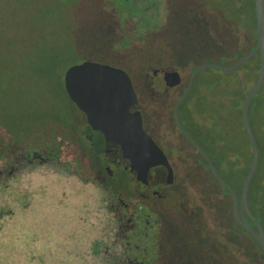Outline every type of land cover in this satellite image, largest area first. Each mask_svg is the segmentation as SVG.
<instances>
[{
	"label": "rangeland",
	"instance_id": "1",
	"mask_svg": "<svg viewBox=\"0 0 264 264\" xmlns=\"http://www.w3.org/2000/svg\"><path fill=\"white\" fill-rule=\"evenodd\" d=\"M219 1L218 6L221 9L226 10L231 6L228 4V8H224L223 0ZM233 1L234 7L229 10L231 13L224 12V10L220 12L217 9L214 13L209 11L205 16L202 15L201 18L209 24L208 39H204V43L199 44L203 47L196 46L199 47L196 48L193 45L196 43V39L191 27L176 31L177 36L173 37L174 42H181V44H184L183 40L187 42L182 58H190L193 63L184 69L168 70L177 71L181 77V83L165 88V92H161L165 89L158 90L153 86L151 78L154 69L146 70L144 68L149 62L148 59L130 58L128 64H125L123 68L114 61L103 59L105 56L98 53L102 52L104 47L108 48L109 43L103 47H100L101 44L96 46L101 49L92 48L90 51L92 59L85 58L83 61L99 62L126 71L131 77L136 94L139 99L141 98L143 105L148 104L151 98L156 100L158 106H162L164 103L170 104L179 97V92L184 89L187 75L195 68L205 63H219L227 66L236 57L247 54L246 52L257 41L251 0ZM128 3L129 1L124 4L128 5ZM160 3L154 0L144 3L145 6H148L145 10L146 14L154 13L155 15L154 26H158L159 23ZM168 4L164 2L165 12ZM92 5L93 7L97 5L96 0L93 2L92 0H0V23L3 22L0 24V57L4 64V66L0 64V82L3 84L0 85L2 104L9 103L15 111L22 110L25 105L22 98H25L26 95L28 98L27 108L35 110L36 113L53 105L52 88L55 84L45 83L37 74L30 71V66L33 62H39L44 55L51 58V53L61 52L56 60L54 79L55 81L63 80L65 71L74 63L81 62L76 56H72L73 46L76 48L75 46L79 43H97V40L93 38L95 21L91 12L93 10L90 9ZM235 7L239 9L237 10ZM108 10H110L109 7ZM118 11L119 15L116 14L115 17L116 21L120 23L122 19L133 15L131 11L128 12L126 7L118 8ZM136 15H138L137 18H130L134 24L138 25L135 29L131 28L126 31L125 24L121 23L118 31L123 40L117 38L116 42L113 41L114 49H121L126 45L128 38L140 37L147 30L146 22L141 17L143 16L142 12ZM229 21L232 22L231 28L228 27ZM177 23L180 25H177L178 28H182L183 22L180 19ZM217 23L219 25L213 28ZM122 31L123 34H121ZM161 39L158 38L157 44L161 43ZM100 40L102 41V35L98 42H101ZM220 44L225 47V50L218 46L213 47ZM174 45H178V43ZM180 49L183 50V47L179 45L175 47L177 51ZM192 51H197V53L191 57ZM256 54L242 63L241 67L228 72L231 74H226V76L232 75L235 80L238 79L240 100L245 98L255 84L254 72L246 71V68L259 65V57ZM67 65L69 66L67 67ZM224 77V72L221 70L208 68L198 73L196 83L203 84L202 92L203 90L207 91V94L210 95L208 92L215 89L209 85L210 81ZM144 109L147 110L145 106ZM249 114L253 131L261 142L264 140V82L250 103ZM229 129L233 146L236 150L240 149L243 156L246 157L248 148L246 138L235 119L232 123L230 122ZM176 136L180 141V150L174 155L175 160H173L177 180L171 186L173 188L167 191V194L173 191L172 198L175 201L169 198L153 202L166 213L165 223L169 228L174 226L175 217L179 219L182 212L195 214V207L201 204L203 192L211 184V178L203 160L188 146L185 140L181 139L179 135ZM209 142L206 140L208 145L206 148L211 152ZM178 155H180L179 158H177ZM220 170L223 171L222 168ZM234 176L236 179L240 176L238 170L234 172ZM12 197L11 204L0 203V264H48L50 261L48 257H44V253L62 246L59 239L61 226H59L58 220L50 217L43 205L38 204L37 201V203L33 201L29 204L20 192L13 194ZM176 200L178 201L177 205Z\"/></svg>",
	"mask_w": 264,
	"mask_h": 264
},
{
	"label": "trees",
	"instance_id": "2",
	"mask_svg": "<svg viewBox=\"0 0 264 264\" xmlns=\"http://www.w3.org/2000/svg\"><path fill=\"white\" fill-rule=\"evenodd\" d=\"M127 1H129L128 5L124 4ZM150 1L151 0H96L97 5L94 7L92 5L90 9L93 10L91 12L92 15H94L93 18L95 21L93 38L97 40V43H79L75 46L76 48L73 46L71 52L72 56H76L81 62H83L85 58L91 60L90 51L92 48L100 46V44L102 45L100 47H103V45L109 43L110 46H108V48L104 47L108 51L104 49L98 54H102L106 57L103 59H109L120 64L122 66L121 68H123L125 64H128L130 58L148 59L149 62L144 67L146 70L158 69L168 71L177 68L184 69L190 66V64L193 63L190 58H182L186 50L187 42L184 40V44H181V42H174L173 37L177 36L175 34L176 31L191 27L196 39V43L193 45L195 47H203L199 44L204 43V39H208L209 24L201 18L203 17L202 13L194 10L206 7L211 9L212 13H214L216 9L223 12L224 9L218 6L220 1L190 0L187 5L188 2H186V0H171L168 4L169 11H159L160 17L158 18V26H154L153 24V18L155 17L154 13L150 15L145 12L148 6H145L144 3H150ZM228 4L231 5L229 8ZM107 6L110 10H108ZM121 7H126L128 12L131 11V13H133L132 16H127V19L121 20V23L125 24L126 31L138 27L130 18H137L138 15L136 14L141 12L143 15L141 17L146 22L145 27L147 30L143 32V35L140 37H136L135 39L128 38L126 45L121 49H114L112 44L113 41L116 42L117 38L123 40L122 35H120L118 31L121 23L116 21L115 17L116 14L119 15L118 8ZM223 7L228 8L224 10V12H229V10L234 7V1L223 0ZM251 7L253 9V15L255 16L254 0H251ZM235 8L237 10L239 9L237 7ZM188 9H191L190 13L193 14L189 16V22H187ZM179 19L183 22L182 28H178L177 26L179 25L177 23ZM254 20L256 27V19ZM231 24L232 22L229 21L228 27H230ZM110 25H113V27H110ZM218 25L219 23L215 24V26L213 25V28H216ZM121 34H123V31ZM101 35L102 41L100 40L101 42H98ZM158 38H162L160 44H157ZM175 43L183 47V50H175V47L178 46L174 45ZM254 45L246 53H249ZM216 46L225 50V47L221 44L213 47ZM100 47L96 48L101 49ZM158 53H160V55H158ZM196 53L197 51H192L190 56L192 57ZM60 54L61 52L51 53V58L44 55L39 62H33L30 66V71L37 74L45 83L55 84L52 88L54 97L52 100V102L54 101L53 105L47 106L46 109H42L36 113L35 110L27 108L28 98L26 95L25 98H22L25 101V105L22 110L20 109L18 111H15L13 106L9 103L2 104L0 101V156L8 149L12 142L22 138L23 133L28 132L35 124L52 119L61 120V116L65 112L71 110L69 107L73 103L65 91L64 81L58 79L55 81L54 79V75H56L55 66H57L56 60ZM256 55L259 57V65L246 68V71L249 70L254 72L255 82L260 66V52L258 51ZM239 57L233 59L227 66L233 65ZM1 60L2 58L0 57V64L4 66ZM68 66L69 65H67V67ZM239 67H241V65L237 68ZM28 73H30L29 70ZM190 74L191 73L186 77L184 89L187 86ZM226 74L228 75L231 73L224 72L225 77L223 79L210 81L209 85L215 89L209 91L208 93L210 95H208L207 91L205 92L203 90L202 92L203 84L196 83L197 73L194 77L191 91L179 107V115L181 121L185 120L188 123V126L185 125L188 131L210 156L214 166L223 179L232 186L240 196L242 183L248 172L253 153L242 122L241 107L244 97L240 100V84L238 79L235 80L232 78V75L226 76ZM0 85H3L2 82H0ZM184 89L179 92V96ZM176 101L177 99L173 100L171 105L173 106ZM151 102L150 100L148 104ZM203 117L204 119H202ZM234 119L238 122L239 129L242 130L246 138V145L248 146L246 157L243 156V152L240 149L236 150L232 144L230 136L231 130L229 127L230 122L232 123ZM171 122L176 126L173 118H171ZM184 139L189 147L192 148L205 163L207 172L211 178V184L208 185L203 192L201 204L194 209L195 214L182 212L179 219L174 216L176 221L173 223L174 226L172 228H169L165 223L166 213L158 210V216L162 221L159 240L164 250L169 251L175 249L182 255L183 260H190L194 264H264L263 250L259 247L254 238L236 222L233 216L232 200L229 191L211 173L203 156L185 137ZM255 139L258 144L260 155L258 166L248 191V206L251 213L260 221L264 229V140L259 142L256 135ZM206 140H208V142L210 141L211 152L206 148V146H208ZM220 168H222L223 171H221ZM236 170L240 173L237 179L234 176ZM171 200L175 201L174 198H171ZM177 203L178 201L176 200V205ZM249 222L253 227H256L254 221L249 219Z\"/></svg>",
	"mask_w": 264,
	"mask_h": 264
},
{
	"label": "flooded vegetation",
	"instance_id": "3",
	"mask_svg": "<svg viewBox=\"0 0 264 264\" xmlns=\"http://www.w3.org/2000/svg\"><path fill=\"white\" fill-rule=\"evenodd\" d=\"M154 1L161 2L159 11H164V2L168 4L171 0ZM189 1L186 0L187 5ZM194 11L204 16L212 13L206 7ZM190 12L188 9L187 22L193 15ZM150 100V104L143 105L138 98L142 126L173 169L172 184L160 192L161 187L151 186V182L150 187L133 185L127 170L116 163L118 156L107 154L104 134L88 124L86 114L74 103L61 120L35 124L0 156V203L11 204L12 195L20 192L29 204L33 201L42 204L61 226L62 246L44 253L48 264L191 262L183 260L175 249L164 250L159 240L160 208L153 204L155 200L172 198L173 191L168 194L167 191L177 180L173 160L180 150V141L176 135L183 140L187 137L175 122L172 102L158 106L154 98ZM178 117L180 120L179 108ZM183 121L180 123L188 130L185 126L188 123ZM160 168H154L151 181L164 182L166 168L161 180L156 179Z\"/></svg>",
	"mask_w": 264,
	"mask_h": 264
},
{
	"label": "water",
	"instance_id": "4",
	"mask_svg": "<svg viewBox=\"0 0 264 264\" xmlns=\"http://www.w3.org/2000/svg\"><path fill=\"white\" fill-rule=\"evenodd\" d=\"M254 9L257 41L252 50L237 59L231 66H224L219 63H205L195 68L189 76L187 87L174 104L173 116L176 124L183 131L189 142L203 156L211 173L229 191L233 216L236 222L254 238L264 252V229L248 206V191L256 172L260 155L258 144L250 125L249 106L264 81V0H254ZM258 51L260 52V68L257 80L245 96L241 107L242 122L253 155L239 196L235 189L220 175L207 152L191 136L188 130L182 126L178 117V108L189 94L197 73L208 68L232 72L239 65L251 59ZM63 81L69 99L86 114L88 124L99 129L104 134L107 141V154H116L118 156L115 159L116 163L127 170L133 180V185L150 187L151 182V186L153 184L154 187H161L158 189V192H160L164 187L172 184L173 169L162 150L143 129L136 91L131 77L126 71L99 62L83 61L71 65L65 71ZM180 82L181 77L177 71L158 69L152 71V83L158 90L173 87ZM157 166H161V168L157 171L158 175H155L156 179L161 177V174L164 173L163 169L166 168L164 182H159V180L151 181L152 176H154L152 172ZM249 219L254 221L256 227L250 224Z\"/></svg>",
	"mask_w": 264,
	"mask_h": 264
}]
</instances>
